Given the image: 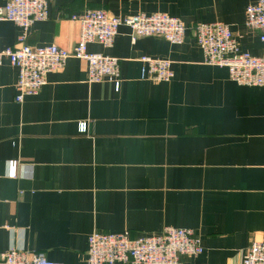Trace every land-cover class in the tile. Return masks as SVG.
<instances>
[{
    "label": "crops",
    "instance_id": "0c3cea01",
    "mask_svg": "<svg viewBox=\"0 0 264 264\" xmlns=\"http://www.w3.org/2000/svg\"><path fill=\"white\" fill-rule=\"evenodd\" d=\"M257 2H51L49 17L26 32L27 44L72 50L81 25L70 15L88 8L164 12L187 31L174 44L133 40L121 26L112 47L89 43V51L118 58L119 91L110 81L89 82L87 62L71 56L39 93L18 102V68L0 64V258L16 248L89 264L94 231L137 237L175 226L193 229L203 246L183 264H241L252 242L264 239V86L241 85L226 66L206 62L194 29L224 22L243 51L264 57L262 31L247 25V7ZM23 33L0 20V49L19 47ZM145 55L171 60L173 78L141 79Z\"/></svg>",
    "mask_w": 264,
    "mask_h": 264
},
{
    "label": "built area",
    "instance_id": "2783aa9c",
    "mask_svg": "<svg viewBox=\"0 0 264 264\" xmlns=\"http://www.w3.org/2000/svg\"><path fill=\"white\" fill-rule=\"evenodd\" d=\"M54 0H8L0 5V20H10L24 29L19 47L0 49V64L9 60L18 68L16 100L37 94L47 83L49 72L62 68L71 56L87 62L89 82L110 81L115 90L121 88L119 60L101 52L88 50L89 43L112 47L121 26L131 30L133 40L141 36H158L171 43L185 40L187 26L177 16L164 12L115 15L102 8H88L70 15L81 25L79 41L72 50L56 44H27L26 32L38 20L49 17ZM247 25L261 30L264 41V0L250 4L246 10ZM195 37L202 47L206 62L229 69L233 81L241 85L264 86V57L243 51L230 26L224 22H201L195 26ZM141 79L169 82L174 76L169 59L141 56ZM81 133H87L88 120L78 123ZM89 264H183L182 257L202 253L203 246L191 228L166 226L159 235L132 237L130 232L105 233L94 231L88 238ZM0 264H64L51 260L44 251L27 252L10 249L0 258ZM241 264H264V239L248 247Z\"/></svg>",
    "mask_w": 264,
    "mask_h": 264
}]
</instances>
